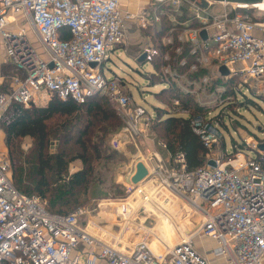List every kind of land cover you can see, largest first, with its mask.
Wrapping results in <instances>:
<instances>
[{"label": "built area", "instance_id": "built-area-1", "mask_svg": "<svg viewBox=\"0 0 264 264\" xmlns=\"http://www.w3.org/2000/svg\"><path fill=\"white\" fill-rule=\"evenodd\" d=\"M224 1H207L208 7L221 6L218 16L187 0H153L152 15L136 17L141 29L155 27L151 44L135 59L144 53L153 67V59L159 60L155 75L174 93L169 114H180L178 109L186 101L197 104L199 114H210V104L229 99L227 87L214 82L222 78L220 67L229 71L222 79L238 78L235 92L247 86L264 100V10L259 8L263 0L250 5ZM183 10L190 12L198 28H191V21L179 25ZM18 16L30 26L48 60L32 49L26 31L16 23ZM163 18L170 26L165 25L158 37ZM132 19L120 10V0H0V39L7 62L19 72L7 92L0 89V118L12 102L28 108L43 107L52 97L79 105L105 98L122 123L119 137L143 136L153 118L134 103L124 82L103 74L110 54L124 46L125 26ZM64 30L68 40L60 37ZM187 57L193 58L191 65ZM200 70L207 74L193 79L191 75ZM190 120L207 151L204 165L189 170L181 151L168 153L166 160L154 155L143 185L132 184L127 166L117 180L125 197L119 203L111 201L122 220L118 232L110 224L107 228L95 221L84 225L82 218L91 216L86 210L52 215L39 197L20 194L11 183L10 161L0 137V264H263L264 151L260 147L264 140H242L243 149L235 154L226 149L215 154L220 141L217 127L200 115ZM158 146L167 151L164 143ZM246 151L255 152V158ZM210 161L214 167L208 165ZM159 191L184 201L205 218L198 231L184 235L172 248L155 242L147 220L138 217L151 202V194ZM137 196L141 201L134 199ZM95 227L106 238L99 237ZM109 231L121 233L120 237ZM195 237L216 243L209 258L194 246Z\"/></svg>", "mask_w": 264, "mask_h": 264}, {"label": "trees", "instance_id": "trees-1", "mask_svg": "<svg viewBox=\"0 0 264 264\" xmlns=\"http://www.w3.org/2000/svg\"><path fill=\"white\" fill-rule=\"evenodd\" d=\"M191 19L190 12L186 10L177 18L179 25ZM163 23L170 26L167 18H163ZM189 26L198 28L199 24L191 21ZM178 29L182 27L178 26ZM60 37L68 40L69 33L64 30ZM153 63L156 73H159V60L155 58ZM192 63L193 58L187 57V65ZM18 74L14 66H5L0 89L7 92L11 79ZM205 74L206 71L200 70L191 77L199 80ZM146 77L152 85L163 83L155 74ZM222 78L214 79L215 84H224L229 90L227 95H236L238 78ZM170 93L161 91L164 103L159 99L160 93L155 96L168 108ZM189 104L182 102L179 117L168 116L169 111L165 109L156 110V114L158 117L167 115L159 122L167 151L170 154L183 152L187 168L196 170L204 165L207 151L190 126L191 117L200 111L190 108ZM114 112L105 98H94L79 105L52 97L43 107L30 105L28 108L12 102L0 118V132L10 161L13 187L22 195L36 196L46 202V211L52 215H67L84 208L89 202V189H95L97 184L102 186L110 181L115 187L113 173L121 158L109 147L108 138L121 128V124ZM25 139L32 143L30 150L22 148ZM52 141L57 142L55 152H50ZM76 162L80 167L70 172Z\"/></svg>", "mask_w": 264, "mask_h": 264}, {"label": "rangeland", "instance_id": "rangeland-1", "mask_svg": "<svg viewBox=\"0 0 264 264\" xmlns=\"http://www.w3.org/2000/svg\"><path fill=\"white\" fill-rule=\"evenodd\" d=\"M207 10L213 16H218L223 11L220 5H210ZM10 26H12L11 28H14L13 23H11ZM27 34V38L32 49L38 54L41 49L38 39L33 33L30 34V32H27ZM1 44L3 45L2 41ZM3 51L4 59L1 58L2 61L0 59V78L2 76V70L5 68V66L9 67V63L6 59L5 47ZM0 54H3L2 51H0ZM42 54L46 55L43 49H41V59H43V57H41ZM134 55L135 54L130 56V54L126 53L124 49H117L113 54H110V59L103 65V74L106 78L117 79L124 82L127 93L131 95L134 103L137 106L143 107L150 117L153 118V121L150 122L148 127L145 129L143 134L144 137L141 136L139 138L130 140L119 137L122 128V123L120 121L121 128L111 134L108 138L109 147L121 158V161L117 163V168L114 171L115 173H113L114 175L112 178V181L114 182L113 184L116 188L111 186L110 181L101 184L102 186L97 184L95 189H89V202L84 206V208H81L82 210L91 212L90 217L85 216L82 218L84 225H94L93 222L95 221L100 228H107V226L110 224V226L113 227L112 229L114 232H118V230H120L119 226L117 225L120 224L122 220L116 217L113 204L111 205V201L114 202L116 199H121L125 196V193L120 185H116V179L119 175L118 172L124 173L123 170L127 168L126 166H129V164L133 161H139L137 158L146 153L145 150H147L149 144L158 146V143L166 142L164 139H162L163 130H161L159 127V122L162 119H165L167 115L160 114L163 116L158 117L156 110L165 109L166 111L173 112L171 108V101L170 107L168 108L161 104L162 102H165V98L161 94V91L166 90L167 85L165 83L152 85L148 77H146V74H155L156 71L154 67L149 61L143 64H138L134 58ZM210 69L214 70V66H210ZM8 73H11V70L8 71ZM239 89L240 90L236 92V95H226L229 96V99L225 98L222 104H210L208 107L209 109L207 110L210 112V114H198L200 116L210 118V122H212L219 131L220 141L214 150L215 154H219L224 149L227 150L229 155L234 150H242L243 148L238 146L241 145L242 140H247V142L252 143L264 140V100L254 95L247 88V86H241ZM158 93H160L159 99L161 103L157 100L158 97L155 96V94ZM170 95L171 100L174 97V93L171 92ZM189 107L197 109L198 105L191 102ZM110 108L115 111L114 114H117L115 107H113L111 103ZM178 110L180 111V109ZM163 113L165 112L163 111ZM178 115L179 114H168V116L176 117ZM158 132H160V134ZM0 137L4 145V141L2 139L3 135L1 132ZM31 147V141L25 139L22 143L23 150H30ZM56 149L57 142L52 141L50 152H55ZM2 150L7 153L5 145L3 146ZM235 152L236 151L233 153L235 154ZM245 153L250 158H255L256 156L255 152L250 153L246 151ZM143 158L145 157L143 156ZM79 167V162L72 164L70 172H74L75 168ZM171 199L166 196V199L163 202L169 203L170 206L172 205L169 210H167V206H165L162 207V210L160 209L159 211H156L155 215L147 213L146 210L144 212H140L138 215L139 218L147 220L146 227L148 230H154L155 240L157 243L160 242V240H167V243L165 242L164 244H168L170 237L173 235L175 236L172 238V242H177V238H181V235L179 234H182L183 231L184 217L186 219L189 213L196 219L200 217L198 213H195L188 205L184 203V201L181 202L182 200L179 201L176 199L175 203L170 204ZM178 201L180 204H178ZM177 206H179V208H177ZM162 211L167 212L164 214ZM176 220L178 224H181V229L174 227V222ZM196 222L199 223L198 220ZM95 230L99 234V237L106 238L103 237V232H100L97 227H95ZM109 232L111 233V231ZM114 232H112L111 235L118 239L121 233ZM127 239L130 240L128 237ZM198 242L199 241L194 242L195 247H197ZM119 248L122 249L121 246Z\"/></svg>", "mask_w": 264, "mask_h": 264}, {"label": "crops", "instance_id": "crops-1", "mask_svg": "<svg viewBox=\"0 0 264 264\" xmlns=\"http://www.w3.org/2000/svg\"><path fill=\"white\" fill-rule=\"evenodd\" d=\"M153 6H154L153 5V0H120V10L123 13H128V14L132 15L133 18H135V19H132L125 26V38H126V40H125L124 46L116 48L114 50V52L117 49H124V51L126 53L130 54V56H132L133 54H135L137 56L140 52H143L145 49H147L149 47V45L151 44V40H153L152 39L153 38V34H155V32H156V31H154L155 27H148V30L141 29L139 27V25H138V21H137L136 17L141 16V15L146 16V17H150L152 15V13H153V10H154ZM15 19H16V23H17L18 27L21 26L22 28H24V30L26 31V34H27V32H30V34L32 33V31L29 30L30 26L28 24H26V22H24L22 16L15 17ZM164 28H165V24L164 23H163L162 28H160V29L157 28L158 29V35H159L158 37H160L161 34H162V32L160 30H164ZM41 49H40V51L38 53L39 55L37 54L38 56H40V54H41ZM3 50H4V48H3V45L1 44V39H0V51H2V53H3V54H0V59L1 58L4 59V51ZM41 57H43L42 60H48V56L47 55H43L42 54ZM2 59H1V61H2ZM0 83H2V79L1 78H0ZM156 146L152 145V144H149L147 150H145L146 153L142 154L141 157L137 158V160H139V161H133L132 163L129 164L127 174L130 177L135 174L136 165L138 163H142L144 165V167L148 169V167H150V165H151V161L153 160L152 157L154 155H158V157H160L162 160H166L168 158V153L169 152L163 150L159 146H157V147ZM143 156L145 158H143ZM118 174H119V172H118ZM121 174H123V173H121ZM147 175H148V173H147ZM147 175H146V177H147ZM146 177L142 181H140L138 184H136V185H139V184L143 185V184L147 183L148 180L146 179ZM117 180H118V178L116 179V185H117ZM131 180H132V178H131ZM168 195L164 191H159V192L152 193L151 196H150V201L151 202L147 203V205L145 207V210L147 211V213H151L152 215H155L156 214L155 212L160 210L157 204L163 203L164 200L166 199V196H168ZM153 196H154V198H153ZM169 196L172 198L171 200H173V202H175L176 198H174L171 195H169ZM123 198H121V199H123ZM134 199H136L137 201H141V197H139V196H137ZM118 200L119 199H117V202L119 203ZM177 200H179V199H177ZM179 201H181V200H179ZM179 201H178V204H180ZM181 202H183V201H181ZM186 205H188V204H186ZM177 208H179V206H177ZM145 210H143L142 212H144ZM172 212H174V211H172ZM195 213H197V212H195ZM184 214H186V213H184ZM199 216L200 217L196 219L193 216H191L190 213H189V215H188V217L186 219L184 217V221H183L184 222V227H183L184 233H182L183 235L181 233L179 234V235H181L180 236L181 238H183L184 235H189L191 233H195L196 231H198L201 228L202 224L205 222V218L203 216H201V215H199ZM148 217H150V216H148ZM190 220H192V222H190ZM197 220L199 221V224L196 222ZM176 222H177V220L174 222V227H176L177 229H181L180 228L181 224L180 223L178 224V222L177 223ZM151 231L154 232V230H151ZM154 234H155V232H154ZM172 238H173V236L170 237V240H169L168 244H164L167 240H160V242H158V243L160 245L162 244V245H164V246H166L168 248H172L176 243H178L181 240V238L179 239V237H178L177 238L178 239L177 242L174 243V242H172ZM197 241H199V242H198L196 248L199 250L200 253L206 254L207 257L209 258L211 256L210 255L211 251L216 248V243L213 240L208 239V238H204V237H200V238L195 237L193 239V242H197ZM155 242H156V240H155ZM195 245H196V243H195ZM214 263L223 264L221 261H217V262H214Z\"/></svg>", "mask_w": 264, "mask_h": 264}, {"label": "water", "instance_id": "water-1", "mask_svg": "<svg viewBox=\"0 0 264 264\" xmlns=\"http://www.w3.org/2000/svg\"><path fill=\"white\" fill-rule=\"evenodd\" d=\"M190 3H194L195 5H197L198 7L202 8V9H206L208 7V2L207 1H211L213 3H222L223 0H187ZM224 2L229 3V4H242V5H250V4H255V3H259L261 2V0H225ZM201 37L204 38L205 35L204 33L201 34ZM136 56V55H135ZM135 58V57H134ZM136 62L138 64H143L147 61V57L146 54H141L140 56H138L136 59ZM90 67L94 68L95 64H91ZM49 68H52V64L49 65ZM218 72L220 73L221 76L226 77L229 75V71L225 68V67H220L218 69ZM261 151H264V144L260 147ZM208 165L211 167H214V163L212 161L208 162ZM147 175V170L144 167V165L142 163H138L136 165V172L132 177V183L133 184H138L140 181H142Z\"/></svg>", "mask_w": 264, "mask_h": 264}, {"label": "bare ground", "instance_id": "bare-ground-1", "mask_svg": "<svg viewBox=\"0 0 264 264\" xmlns=\"http://www.w3.org/2000/svg\"><path fill=\"white\" fill-rule=\"evenodd\" d=\"M259 8L261 9V10H264V0L261 2V3H259ZM166 193V192H165ZM167 197H169L170 199H171V197L168 195ZM153 198H154V196H153ZM175 200V199H174ZM153 202V201H152ZM172 202H173V200H171L170 201V204H172ZM160 203V202H159ZM173 203H175V202H173ZM158 205V207H159V209H161L162 210V207H165V206H167V210H169V208L172 206H170L169 205V203H163V204H157ZM163 212V211H162ZM167 212V211H166ZM166 212H163L164 214L166 213ZM190 222H192V220H190ZM193 224V223H192ZM197 224V223H196ZM199 224V223H198ZM182 233H184V231H182ZM183 235V234H182ZM175 235H173V237H174ZM121 249V248H120Z\"/></svg>", "mask_w": 264, "mask_h": 264}]
</instances>
